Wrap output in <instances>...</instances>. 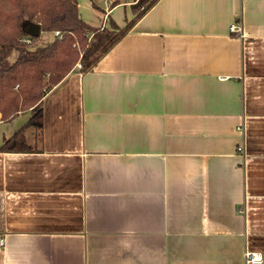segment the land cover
Wrapping results in <instances>:
<instances>
[{"label": "crops", "instance_id": "1", "mask_svg": "<svg viewBox=\"0 0 264 264\" xmlns=\"http://www.w3.org/2000/svg\"><path fill=\"white\" fill-rule=\"evenodd\" d=\"M95 1L89 26L134 19ZM42 108L0 152V264H264V0H157Z\"/></svg>", "mask_w": 264, "mask_h": 264}, {"label": "trees", "instance_id": "2", "mask_svg": "<svg viewBox=\"0 0 264 264\" xmlns=\"http://www.w3.org/2000/svg\"><path fill=\"white\" fill-rule=\"evenodd\" d=\"M109 1L113 8L122 0ZM133 1L137 2L131 7L134 19L120 29L112 22L107 28L89 26L79 16L77 0H0V120L11 121L22 112L29 113L27 122L2 142L0 152L34 150L26 131L41 130L46 93L74 72L77 64L82 73L92 70L157 0ZM27 25H38L39 33L59 36L34 48L39 37L29 36Z\"/></svg>", "mask_w": 264, "mask_h": 264}, {"label": "rangeland", "instance_id": "3", "mask_svg": "<svg viewBox=\"0 0 264 264\" xmlns=\"http://www.w3.org/2000/svg\"><path fill=\"white\" fill-rule=\"evenodd\" d=\"M147 1H150V0H147ZM95 2L97 4H99V7L100 6L102 7L101 0H96ZM132 3H134L133 5H135L137 2L132 0ZM81 13H82V17L84 18L86 15H85V11L83 9H81ZM38 37H39L38 40L34 43V45H32V47H34V48L35 47H43L44 45H46V44H48L54 40V34L44 32V31L39 33ZM28 119H29V113L28 112H22L14 120H16L15 123H19V125H23Z\"/></svg>", "mask_w": 264, "mask_h": 264}, {"label": "built area", "instance_id": "4", "mask_svg": "<svg viewBox=\"0 0 264 264\" xmlns=\"http://www.w3.org/2000/svg\"><path fill=\"white\" fill-rule=\"evenodd\" d=\"M236 29V27H232V30ZM54 36H59L58 33H55ZM76 68L80 69V64L76 65ZM241 147L238 150L241 151ZM2 244V242L0 243ZM244 264H261L263 262V255L259 252H244Z\"/></svg>", "mask_w": 264, "mask_h": 264}, {"label": "water", "instance_id": "5", "mask_svg": "<svg viewBox=\"0 0 264 264\" xmlns=\"http://www.w3.org/2000/svg\"><path fill=\"white\" fill-rule=\"evenodd\" d=\"M25 31L31 37H37L39 35L40 28L38 25H27V27L25 28Z\"/></svg>", "mask_w": 264, "mask_h": 264}]
</instances>
